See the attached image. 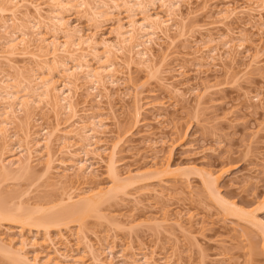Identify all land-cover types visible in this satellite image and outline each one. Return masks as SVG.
<instances>
[{
  "label": "rangeland",
  "instance_id": "374dc122",
  "mask_svg": "<svg viewBox=\"0 0 264 264\" xmlns=\"http://www.w3.org/2000/svg\"><path fill=\"white\" fill-rule=\"evenodd\" d=\"M192 2L190 11L195 14L190 16L192 18L188 21L189 29L183 32L184 36L180 33L172 34L174 45L167 51L169 60L165 65L162 58L168 50V41L161 42V48L154 46L156 59L151 73L139 67L135 57L130 60L127 54H123L124 58L122 54H116L123 64L132 62L129 64L132 80L119 88L111 87L112 99L107 103L104 99L105 103L98 111L102 112L108 125L107 131L112 130L111 134L101 135L106 154H110L111 147L116 145V142L118 144L114 158L115 171L126 187L122 186L121 190L111 192L105 201L103 198L96 212L84 215L79 224L68 222L60 228H50L49 235L54 239H59L61 235L70 236L81 229L91 243H104L103 240L106 239L107 243L114 240L119 250L128 247L129 256L133 253L129 247L134 248V252L148 255L155 251L156 259L163 257L159 263L163 259L164 263L170 258V264H264V240L257 229L246 222V216L235 214L231 208L212 198L213 194L219 191L218 194L223 199L239 208L247 209L250 213L252 210L253 213L249 217H256V220L264 223V205H259L264 196V35L260 37L257 34L256 26L252 28L247 15H239L231 23H226L225 27L219 26L216 12L219 8H224L227 0H206V5L203 3L205 0ZM245 3L246 0H234L233 7L240 10ZM75 9L78 10L67 9L68 12L63 13L68 23L79 27L85 36L97 30L98 40L103 39L108 43L107 46L116 44V20L121 19L127 27V16L118 10H109V21L104 23V18L90 20L91 16ZM181 12L183 16H187L189 9L182 6ZM150 13L166 16L158 4ZM228 29L247 39L245 44L250 48L251 55L258 53L259 63L248 68L246 65L250 58L239 55L234 61H231V57H225L224 62H217V67L206 65L197 68L195 64L198 62L194 58L199 54L192 53L198 47L201 48L209 35L218 38L219 35H226ZM43 31L45 30L42 28L41 32L44 33ZM189 32H194L198 44L187 37ZM222 40L221 38L219 41ZM103 46L101 44L97 48L101 54L105 49ZM42 51L44 53L45 49ZM77 53H86L89 65L98 68L92 51L86 45H80ZM125 57H128V61ZM15 62L23 69L28 79L49 77L50 71L38 70L34 62L24 58H18ZM123 64L118 69L123 72L125 70L126 73L127 68L124 66V69ZM72 65L68 63L67 67H74ZM49 66L50 76L55 80L60 79L63 68L50 64ZM181 66L185 67V79L177 74ZM1 70L5 71L3 74L14 76L2 59ZM196 70H202L204 73ZM164 78L182 89L184 98L170 93L163 85L164 81L166 82ZM87 86L89 87L90 83L82 81L83 94ZM205 86L214 89L205 93ZM189 87L199 88L200 94L204 92L202 100L199 101L195 93H189ZM83 99L84 97H79L78 101ZM134 99L142 100L140 106L135 104ZM89 104L91 111L97 112L92 108L95 103ZM137 106L143 107L144 110L138 124L135 123L134 115ZM44 108H41L42 111L36 110V113L33 111V115L38 119L39 116L43 117L41 119L45 122L41 123L52 126L54 109ZM19 118H22L23 123L26 122L22 115ZM31 121L30 125H38L35 120L36 124ZM19 128L18 138L25 144L24 129L21 130V126ZM37 129V126L32 128L34 132ZM11 130L10 128V132L14 131ZM1 141L0 158L6 151L14 148L10 141ZM58 149L59 147H54L55 151ZM53 159H63V156L57 155ZM44 162L45 160H42V165H37L31 169L33 171L26 173L27 175L19 173L18 177L14 175L13 178L0 183V196H5L4 202L8 200V208L17 205L27 211L40 207L45 209L42 214L35 215V220L47 212L51 213L50 215L59 212V208L57 210L52 207L56 206L60 199L63 200L62 204L66 201L65 194L69 193L68 189L75 180V172L71 171L68 173L71 180L64 179L67 180L64 187L59 185L58 182L62 180L59 176V165L53 163L51 171L46 172L43 168ZM166 164L172 174L164 175L159 172L163 169L162 165ZM96 167V176L91 180L90 186L99 190L113 187L114 183L107 175L104 164ZM207 172L216 177L220 175L218 181L212 184L213 187L210 186L211 191H214L212 194L202 182L201 176ZM132 179L133 183H125ZM75 195L76 192L73 194L74 199ZM164 210L168 212L170 220L161 222ZM178 215L182 216L181 221L177 220ZM239 216L240 218H237ZM149 219H153L154 223ZM8 232L17 234L19 227L0 222V236L5 238ZM24 234L29 238L35 234L38 239L44 237L43 231L29 227L25 228ZM70 238L73 243L76 241L75 238ZM88 262L87 264H92ZM0 264H17L16 258L0 252Z\"/></svg>",
  "mask_w": 264,
  "mask_h": 264
},
{
  "label": "bare ground",
  "instance_id": "6f19581e",
  "mask_svg": "<svg viewBox=\"0 0 264 264\" xmlns=\"http://www.w3.org/2000/svg\"><path fill=\"white\" fill-rule=\"evenodd\" d=\"M192 3V0L1 1L0 59L4 61L8 70L14 73V76L3 74L5 73L3 70L0 71V108L3 112H1L2 114L0 113V139L3 141H0L3 143H9L10 141L14 148L6 151L3 154L4 156L0 158V183L14 175L18 177L19 173H29L31 169L40 165L42 160H45L43 168L46 172L51 171L53 163L56 162L59 165V176L60 180H62L58 184H61L63 187L67 182L64 179H70L68 178L70 177L68 173L71 171L75 172L73 173L75 180L68 189V195L65 194L66 201L62 204L63 200L60 199V202L56 206H51L52 209L59 208V212L52 215L47 212L40 219L35 220V215L45 212L44 208L33 209L34 211L24 210V207L17 205L13 208H8L6 205L8 203L6 201L8 200L5 203V196H0V222H8L19 227L17 234L12 235L8 232L5 234V238H3L4 236H0L1 253L14 256L17 264H87L88 261L92 264L163 263L164 259L159 263L163 257L159 256V259L155 258V251H151L148 255L143 252H134L136 250L129 247L130 252H133L129 256L128 247L127 249L124 247V249L119 250L114 240L111 243H107V240L104 239L103 242L105 244L101 241L91 243L83 235L84 233L81 229L70 236L61 235L59 239H54L49 235V229L60 228V226L68 224V222H77L79 224L82 221L81 218L84 219V215L96 212L97 206L101 205L100 201L103 198H105V201L107 200L106 196L111 192L121 190L122 186L126 187L124 183H121L122 180L115 171L116 162L114 158L117 154V142L115 143L116 145L111 147L110 154H106L107 150L104 148L105 145H103L104 142L101 139V135L111 134L112 130L107 131L108 125L103 118L102 112L98 111L101 110V106L105 103H103L104 99L106 103L112 99L113 95L110 93L111 87L117 86L119 88L121 85L124 86L129 80H132L129 74V64H132V62L129 61V63L123 64V61L116 54H122L121 56L127 54L126 56H129L130 60L135 57L139 67H143L149 73L153 72L152 68L154 67L152 65L156 59L153 53L154 46L161 48V42L165 43L168 41V50L163 55L164 57H161L164 64L169 60L167 51L174 45V40L171 38L172 34L180 33V35H183V32L189 29L188 23L190 24V22L188 21L192 18L190 16H194L195 14L194 11H190ZM203 3L206 5V0ZM156 4L164 10L165 17H161L157 13L154 15L150 13ZM225 4L224 8H219L216 12V16L219 18V21L217 20L218 22H216L219 26L225 27L226 23H231L239 15H247L249 16L252 28L256 26L257 34L260 37L264 35V0H246L245 6L241 7L240 10L235 8V6L233 7L234 0H227ZM182 6L189 9L187 16H183L181 12ZM74 8H77L78 10H75L78 12L82 10L83 14L86 13L88 16H91L90 20L91 18H104V23L109 21V18H107L109 10H118V12H123L127 16V27L124 26L121 19H115L117 30L115 31L116 44L112 46L108 45V47V43L106 44L103 39L98 40L96 28V31L91 32L92 34L85 36L79 27L68 23V19H66L63 13L67 9L71 10ZM215 24L212 23V25ZM98 27L100 29V26ZM42 28L45 30L43 31L44 33L41 32ZM193 33H190L191 35L189 34L190 36L188 35L187 37L195 44H198ZM208 33L210 32L208 31ZM215 37L209 35L207 37L208 40L200 46L201 48L198 47L192 53L193 55L199 54L198 57L194 56V59L198 62L195 64L197 68L206 65L217 67V62H224L225 57H231V61H234L235 57L239 55L250 58L249 63L246 65L248 68L259 63L257 61L259 58L258 53L250 54V48L245 44L247 42L246 38L238 36L230 29L227 30L226 35H219L218 38L217 36ZM221 38L223 40L219 41ZM101 44L105 48L102 54L100 51H97L98 46ZM80 45H86L92 51L91 54H93L96 64L99 65L97 66L98 68L95 69L89 65L86 53H77ZM43 49H45L44 53ZM36 52L39 54H36ZM98 52H100V55ZM18 58L34 62L38 70L41 71L47 69L46 71L51 72L49 64L55 67L60 66L63 68L61 78L55 80L50 76V72H48V78L38 76L34 79H28L25 77L23 69L15 62ZM127 58L125 57L126 61H128ZM118 61L122 63H118ZM68 63L73 64L74 67L68 68ZM122 64L124 69L127 68L126 73L125 70L123 72L118 69ZM184 68L181 66V69H179L181 72L178 71L177 73L178 75L180 74L179 76L182 79L187 77ZM198 72L204 73L202 70ZM82 81L90 83V86H87L88 88L83 91L85 95L82 93ZM166 82L164 81L165 84ZM167 83L163 85L167 87L166 89L170 93L172 92L181 97L184 96L182 89L175 87L176 85L172 84L173 82ZM189 89L188 92L195 93V96L200 101L206 92L214 88L205 86V93L202 92V94L199 93V88L197 87H189ZM138 96H140L139 93ZM79 97H84L83 101H78ZM141 101V99H134L137 105ZM89 102L95 103V107L92 106V108H95L97 112L91 111ZM108 103L110 104V102ZM160 105L162 106V104ZM44 107H52L54 109V123L51 124L52 126L42 124L41 122L44 120L41 118L43 117L39 116L40 118L38 119L36 115H33L36 110H41ZM110 110H112L111 107ZM143 111V107L137 106L135 108L136 124L139 123L138 121L142 117ZM20 115L26 121L25 123L21 120L22 118H19ZM31 120L33 122L35 120L38 125H30ZM16 122H19L17 125L21 126V130L24 129L25 144H22L18 138L17 128L19 127L15 124ZM36 126L38 129L34 132L32 128ZM10 128L14 131L10 132ZM55 146L59 147L58 151L54 150ZM57 155L63 156V159H53ZM99 164H104L107 175L112 183H114V186L109 187L110 189L108 190H99V188L96 189L97 187L93 188L90 186L91 180L96 176L98 168L96 165ZM161 168L163 169L157 171L164 175L172 174L168 164L162 165ZM201 177L208 192L214 193V191H211V188L218 181L220 175L216 177L211 172H207ZM132 181L133 179L125 183L130 184V182L133 183ZM75 192L76 195L74 197L76 198L74 199L73 194ZM218 192L213 194L212 198L220 204L225 205V207L231 208L235 214L241 217L246 216V222L254 226L264 240V223L256 220V217H249L253 213L252 210L250 213L247 209L237 207L236 204L223 199ZM259 203V205H264V196ZM167 213L164 210L161 222L170 220ZM240 216L237 218H240ZM177 217V220L181 221L182 216L178 215ZM102 219L105 218L103 217ZM152 220L149 219L150 222H153ZM26 227L35 228L39 232L43 231L44 237L38 239L37 233L30 238L27 237L24 234ZM70 237L75 238L76 241L73 243ZM142 251L144 250L142 249ZM169 259L163 264H170L171 259Z\"/></svg>",
  "mask_w": 264,
  "mask_h": 264
}]
</instances>
